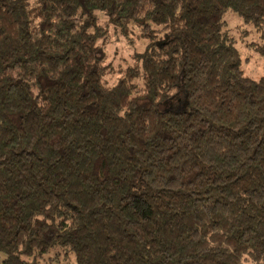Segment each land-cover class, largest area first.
I'll use <instances>...</instances> for the list:
<instances>
[{"label": "trees", "instance_id": "1", "mask_svg": "<svg viewBox=\"0 0 264 264\" xmlns=\"http://www.w3.org/2000/svg\"><path fill=\"white\" fill-rule=\"evenodd\" d=\"M0 264H264V0H0Z\"/></svg>", "mask_w": 264, "mask_h": 264}, {"label": "rangeland", "instance_id": "2", "mask_svg": "<svg viewBox=\"0 0 264 264\" xmlns=\"http://www.w3.org/2000/svg\"><path fill=\"white\" fill-rule=\"evenodd\" d=\"M226 18H232V21L229 23V28L232 31L231 33L236 37L237 39V44L236 47L241 50L242 54H245V45L249 43H256L259 42L261 39L258 34L252 29L251 26L246 25L243 23L240 19H238L233 13H228L226 14ZM235 16V17H234ZM228 18V20H229ZM245 32V36L240 37L242 33ZM241 33V34H240ZM113 46V45H112ZM123 48V47H122ZM111 51H113V47L110 48ZM117 50L120 54V48L117 47ZM113 55L114 53L111 52ZM245 72L247 73L248 76L252 78H257L263 69V63L258 62V60L254 59L251 60L248 65L244 66Z\"/></svg>", "mask_w": 264, "mask_h": 264}]
</instances>
